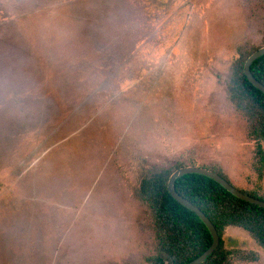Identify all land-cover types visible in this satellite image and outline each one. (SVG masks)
<instances>
[{
  "label": "rangeland",
  "instance_id": "374dc122",
  "mask_svg": "<svg viewBox=\"0 0 264 264\" xmlns=\"http://www.w3.org/2000/svg\"><path fill=\"white\" fill-rule=\"evenodd\" d=\"M245 45H264V0H0V264H145L139 170L189 160L249 189L226 97Z\"/></svg>",
  "mask_w": 264,
  "mask_h": 264
},
{
  "label": "trees",
  "instance_id": "16d2710c",
  "mask_svg": "<svg viewBox=\"0 0 264 264\" xmlns=\"http://www.w3.org/2000/svg\"><path fill=\"white\" fill-rule=\"evenodd\" d=\"M261 47L250 48L245 45L238 49L237 57L230 67L226 97L244 119L247 137L254 143V170L257 176L256 182L249 189L234 188L264 201L261 186L264 177V95L247 81L243 73L246 59ZM250 71L264 86V56L251 65ZM191 162L181 160L166 170L144 169L135 174L137 187L134 196L149 211L154 240L153 252L144 258L145 264H187L204 253L212 243L205 225L193 212L177 203L167 190L170 175L179 168L194 166ZM209 170L219 173L215 168ZM175 190L179 196L197 207L218 233L219 246L202 264L255 262L256 256L239 250L235 239L225 237L227 228L244 231L264 252L263 209L235 198L213 180L198 174H188L177 179Z\"/></svg>",
  "mask_w": 264,
  "mask_h": 264
},
{
  "label": "water",
  "instance_id": "95a60500",
  "mask_svg": "<svg viewBox=\"0 0 264 264\" xmlns=\"http://www.w3.org/2000/svg\"><path fill=\"white\" fill-rule=\"evenodd\" d=\"M264 56V46L253 52L245 61L243 66V73L247 79V81L258 91H260L264 95V86L259 83L251 74L250 67L251 65L260 57ZM188 174H198L201 176H204L206 178H209L219 184L224 190H226L229 194L234 196L235 198L246 202L248 204L257 206L264 210V201L253 198L249 195L243 194L236 188H234L231 184H229L224 178L219 176L218 174L214 173L213 171H210L205 168H200L196 166H187L179 168L178 170L174 171L167 181V190L170 196L181 206L184 208L190 210L193 212L198 219L205 225L207 230L209 231L212 239V243L210 247L202 253L199 257L194 259L193 261L187 263V264H202L209 256L213 254V252L217 249L219 246V236L215 229V227L212 225L210 220L194 205H192L189 201L183 199L181 196H179L175 190V181L182 176L188 175Z\"/></svg>",
  "mask_w": 264,
  "mask_h": 264
}]
</instances>
